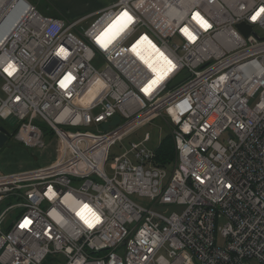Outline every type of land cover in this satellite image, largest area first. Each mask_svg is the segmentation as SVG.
<instances>
[{"label":"built area","instance_id":"1","mask_svg":"<svg viewBox=\"0 0 264 264\" xmlns=\"http://www.w3.org/2000/svg\"><path fill=\"white\" fill-rule=\"evenodd\" d=\"M262 9L116 0L80 30L89 16L0 0V125L10 138L15 118L28 148L57 143L46 165L0 169V264H264ZM160 116L175 160L133 143L109 172L111 147Z\"/></svg>","mask_w":264,"mask_h":264},{"label":"rangeland","instance_id":"2","mask_svg":"<svg viewBox=\"0 0 264 264\" xmlns=\"http://www.w3.org/2000/svg\"><path fill=\"white\" fill-rule=\"evenodd\" d=\"M43 13V12H42ZM97 16H89L80 21L77 28L82 30L86 28ZM260 30V29H258ZM72 31L79 37L80 33L76 29ZM11 132V137L6 144L0 148V169L5 173H12L21 170L32 169L38 166L46 165L50 163L56 157L57 143L55 140H51L44 148H28L18 143L14 137V130L11 125H7ZM13 133V134H12ZM149 133V140H146ZM171 136V126L165 120L164 117H156L154 120L144 123L137 127L133 132L125 136L122 140H119L111 147V158L107 164V168L110 172L111 162L114 157L121 155L123 152L132 148L133 143L145 144L148 148L157 149L160 145L166 142ZM49 140V138H48ZM133 199L141 205H148L149 200L138 194L132 195ZM223 244V240L219 241ZM120 249V251H122ZM253 264H261L257 259H252ZM49 264V263H47ZM197 264H203L197 262Z\"/></svg>","mask_w":264,"mask_h":264},{"label":"crops","instance_id":"3","mask_svg":"<svg viewBox=\"0 0 264 264\" xmlns=\"http://www.w3.org/2000/svg\"><path fill=\"white\" fill-rule=\"evenodd\" d=\"M47 16L73 20L84 16H96L116 0H29Z\"/></svg>","mask_w":264,"mask_h":264},{"label":"trees","instance_id":"4","mask_svg":"<svg viewBox=\"0 0 264 264\" xmlns=\"http://www.w3.org/2000/svg\"><path fill=\"white\" fill-rule=\"evenodd\" d=\"M48 130L49 138L51 139L54 135V132L50 130V128H46ZM157 156H156V164L161 166H168L170 165L176 158V149L174 145V139L172 136L162 143L159 148L156 149Z\"/></svg>","mask_w":264,"mask_h":264},{"label":"water","instance_id":"5","mask_svg":"<svg viewBox=\"0 0 264 264\" xmlns=\"http://www.w3.org/2000/svg\"><path fill=\"white\" fill-rule=\"evenodd\" d=\"M238 28L240 29V30H242L246 35H248L250 32H252V30H253V27H252V25L251 24H248L247 22H241V23H239L238 24ZM184 77H186V73L184 72V73H182L177 79H176V81L174 82V83H178L179 81H181L182 79H184ZM119 120H120V117H119V115H116L115 117H114V120H113V124L115 123H118L119 122ZM8 122L11 124V125H15V123H16V120H15V118H13V117H10L9 119H8ZM104 129H109V126H110V124L109 123H104ZM8 139H9V133H8V131L6 130V128L4 127V126H1L0 125V148H2L5 144H6V142L8 141ZM51 259V257H48L47 258V260H46V262L48 261V260H50Z\"/></svg>","mask_w":264,"mask_h":264},{"label":"snow or ice","instance_id":"6","mask_svg":"<svg viewBox=\"0 0 264 264\" xmlns=\"http://www.w3.org/2000/svg\"><path fill=\"white\" fill-rule=\"evenodd\" d=\"M261 11H264V9H262ZM197 15H199V14H197ZM257 15H259V13H257ZM123 16L124 17H127L128 18V20L130 21L131 20V17L130 16H128V13H124L123 14ZM253 19H256V16H253ZM121 27H123V26H121ZM120 31V29L118 28L117 29V32H119ZM116 33H113V35H115ZM107 46V43H105V47ZM170 63V62H169ZM9 68L10 69H12L13 71H14V68H13V66H9ZM154 71H155V69H153ZM5 71H9V69H5ZM9 74L11 75L12 73H11V71H9ZM63 83V82H62ZM148 89H145V91H147Z\"/></svg>","mask_w":264,"mask_h":264},{"label":"bare ground","instance_id":"7","mask_svg":"<svg viewBox=\"0 0 264 264\" xmlns=\"http://www.w3.org/2000/svg\"><path fill=\"white\" fill-rule=\"evenodd\" d=\"M9 128H11V127H9ZM13 134V133H12Z\"/></svg>","mask_w":264,"mask_h":264}]
</instances>
